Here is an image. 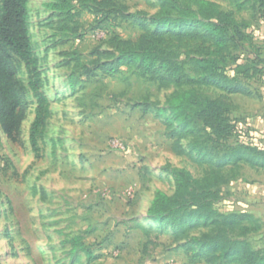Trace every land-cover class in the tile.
<instances>
[{
	"label": "rangeland",
	"instance_id": "374dc122",
	"mask_svg": "<svg viewBox=\"0 0 264 264\" xmlns=\"http://www.w3.org/2000/svg\"><path fill=\"white\" fill-rule=\"evenodd\" d=\"M53 1H28L32 48L51 110L38 150L29 142L35 97L23 63L14 58L27 109L16 142L0 128V264H244L230 251L238 222L226 219L243 213V186L231 190L234 166L216 170L217 158L208 153L214 147L224 153L243 139L247 115L262 102L264 71L224 84L234 73L232 57L243 64L264 53V19L256 5L216 0L249 24L251 36L219 52L197 24L161 29L171 59L198 80L175 85L163 73L141 74L136 65H121L114 74L97 69L110 60L104 53L116 41L137 44L146 30L160 29L137 15L157 11L159 0H112L99 12L87 7L89 0H73L71 11L60 15L47 7ZM211 55L227 64L202 75L194 59ZM185 91L226 108L222 130L200 118L171 117L169 100ZM172 168L190 176L196 193L212 188L217 194L209 209L201 207L208 199L188 205L191 198L178 197L185 203L181 228L147 215L156 191L177 197ZM255 224L245 238L264 252V227ZM216 233L225 236L220 247L203 246Z\"/></svg>",
	"mask_w": 264,
	"mask_h": 264
},
{
	"label": "trees",
	"instance_id": "16d2710c",
	"mask_svg": "<svg viewBox=\"0 0 264 264\" xmlns=\"http://www.w3.org/2000/svg\"><path fill=\"white\" fill-rule=\"evenodd\" d=\"M29 0H0V128L4 135L11 141H17L22 121L26 117L27 101L17 79L16 64L14 58L21 61L27 73V83L35 97L34 116L29 127V142L31 148L39 149L43 143L48 118L51 115L50 103L42 91V81L38 68L37 58L32 48L31 36L29 33ZM88 8L99 12L101 5H110L112 0H89ZM91 1L96 3L93 8ZM240 8L245 1L231 0ZM256 5L257 12L261 19H264V0H252ZM57 15L69 13L74 7L73 0H54L47 5ZM140 20L160 28L158 31L146 30L140 37L137 44L126 41H116L112 51L104 53L105 58L110 59L97 69L105 74H114L121 65H136L141 74L163 73L175 85L197 83L185 74L181 67L171 59V53L166 46V40L161 29H169L187 23L197 24L201 27V37L208 39L216 52L230 45L231 42L250 41L251 36L246 30L249 24L238 21L230 12L223 9L216 0H159L157 11L147 15L143 11L137 12ZM147 15V16H146ZM193 37L195 33H186ZM117 38V35L113 37ZM257 55L247 59L245 63L237 62V57L230 61L234 64L230 67L234 73L231 76H224V84L231 85L239 80H250L259 76L264 71L260 66L262 59L256 60ZM223 65L216 57L200 56L194 59V63L202 75L214 74L227 64V59L222 58ZM259 74V75H258ZM235 89L238 87L235 86ZM167 110L173 118H200L214 130L223 129L222 122L227 116L226 108L219 102L210 99L195 98L191 92L185 91L176 93L168 102ZM159 111H163L159 109ZM226 131L232 132L234 125L227 123ZM243 129V128H242ZM219 133V132H218ZM227 151L220 153L219 149H211L212 158L216 170L223 165H236L239 162L254 164L261 156V151L244 142L237 140L228 144ZM207 154V155H208ZM38 156V155H37ZM171 176L174 182V192L177 197L170 196L163 191H156L152 197L147 215L152 219L162 220L170 226H182V213L185 203L178 197L191 198L188 205H197L202 199H208L202 208H211L216 198V190L209 188L206 191L198 192L190 176L176 168L171 169ZM229 179V178H228ZM213 213V211H210ZM236 219L240 233L233 240H230V251L238 254V259L244 264H264V252L258 251L251 246L245 235L256 229L257 220L243 212L226 216V219ZM259 224V223H258ZM241 236V237H240ZM220 237L223 234L216 233L208 238L203 246L220 247ZM197 243L200 239L195 238ZM90 255L87 249H83Z\"/></svg>",
	"mask_w": 264,
	"mask_h": 264
},
{
	"label": "crops",
	"instance_id": "0c3cea01",
	"mask_svg": "<svg viewBox=\"0 0 264 264\" xmlns=\"http://www.w3.org/2000/svg\"><path fill=\"white\" fill-rule=\"evenodd\" d=\"M263 54L260 57L262 59L261 67H264ZM260 79L263 82L261 87L262 102L258 109H251V113L247 115L249 122L243 125L244 132L247 133L243 140L248 145L260 150L262 154L254 164L239 162L236 165H229L230 168L232 166L235 168L229 176V181L231 190L236 191V188H240L239 184L243 186L242 196L244 199L241 202L240 211L249 214L258 221L261 227H264V76ZM253 135H256L257 138L254 139ZM239 167L240 171L238 172Z\"/></svg>",
	"mask_w": 264,
	"mask_h": 264
},
{
	"label": "built area",
	"instance_id": "2783aa9c",
	"mask_svg": "<svg viewBox=\"0 0 264 264\" xmlns=\"http://www.w3.org/2000/svg\"><path fill=\"white\" fill-rule=\"evenodd\" d=\"M120 147L122 148V145H120Z\"/></svg>",
	"mask_w": 264,
	"mask_h": 264
}]
</instances>
